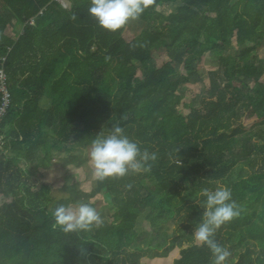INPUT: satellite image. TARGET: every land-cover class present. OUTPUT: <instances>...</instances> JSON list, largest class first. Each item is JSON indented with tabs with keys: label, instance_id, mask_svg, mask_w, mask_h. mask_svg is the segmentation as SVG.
<instances>
[{
	"label": "trees",
	"instance_id": "obj_1",
	"mask_svg": "<svg viewBox=\"0 0 264 264\" xmlns=\"http://www.w3.org/2000/svg\"><path fill=\"white\" fill-rule=\"evenodd\" d=\"M63 1L67 8L0 0V70L10 92L0 121V264H141L133 246L142 215L154 231L174 222L164 249H178L172 264H212L192 234L201 191L218 184L240 210L215 234L231 253L226 264H264V0H152L115 32L89 15L91 0ZM12 21L20 28L13 37ZM179 50L183 74L168 58ZM204 58L215 66L204 70V98L184 105L185 114L180 90ZM113 125L157 159L147 172L95 179L85 203L96 208L100 196L110 215L89 231L64 233L50 189L38 190L42 173L56 151L88 153ZM58 196L74 204L86 194Z\"/></svg>",
	"mask_w": 264,
	"mask_h": 264
},
{
	"label": "clouds",
	"instance_id": "obj_2",
	"mask_svg": "<svg viewBox=\"0 0 264 264\" xmlns=\"http://www.w3.org/2000/svg\"><path fill=\"white\" fill-rule=\"evenodd\" d=\"M151 3L152 0H91L88 12L101 28L115 32L130 20L138 19ZM88 159L96 181L103 182L147 172L157 156L147 149L142 151L123 127L113 125L107 134L100 132L91 141ZM200 195L204 198L203 212L193 231V239L210 250L212 264H226L231 253L216 241L215 234L221 226L240 215L239 207L232 198L231 189L225 185L205 188ZM53 218L64 233L89 231L102 224L96 208L85 202L58 205L53 210Z\"/></svg>",
	"mask_w": 264,
	"mask_h": 264
},
{
	"label": "rangeland",
	"instance_id": "obj_3",
	"mask_svg": "<svg viewBox=\"0 0 264 264\" xmlns=\"http://www.w3.org/2000/svg\"><path fill=\"white\" fill-rule=\"evenodd\" d=\"M175 8V5H172L170 9L168 10H173ZM14 22H11V27L8 29L7 33L10 36H14V32L18 33L20 31V28L14 27ZM134 26L133 24H129V30L125 33V38L130 39L132 35H130V31L135 33L133 30ZM14 29V31L12 30ZM262 58H264V49L260 52ZM169 60L172 61L174 67L178 71V73L183 74L184 69H183V59L184 55L180 54V50L176 52H171L168 56ZM215 66V63L213 61L208 60V58H204L203 63H202V70H200L199 73H192L191 74V85H188L184 89L182 88L180 90V93L183 96L182 103L180 105V110L184 112L185 114L188 113V111L183 107L184 105L187 106H193L197 107L200 103V101L204 98V94L206 91V71L210 69L211 66ZM206 70V71H204ZM251 127V126H249ZM264 128V126H263ZM82 151V150H81ZM80 150L76 152V156H78L77 160L75 161L76 163L74 164L76 167H78L80 164H82L85 160L88 159V153L87 151L85 154H83ZM86 156V157H85ZM84 158V159H83ZM88 162H90L88 160ZM91 165V164H90ZM89 166V164H88ZM240 169L245 170L244 166H239ZM77 169L73 166V169H71V172H68V176H73L72 181H70V184H72V188L80 193V183L76 184V182H80V178L77 173ZM247 169V168H246ZM89 171V173L87 172ZM85 171L87 177L86 180L83 183V185L90 184V182L93 179V169L92 167L89 166V170ZM247 171V170H245ZM80 175L83 173L79 170L78 171ZM92 173V174H91ZM65 177V176H63ZM68 177V178H70ZM75 181V184H73ZM59 184H61L59 182ZM92 184V183H91ZM67 188V187H66ZM70 188V187H69ZM68 188V189H69ZM87 189V188H85ZM91 202H93L96 206V210L101 216L102 221L110 215V207L107 206L102 198H96L93 199ZM66 204H72L70 202H67ZM52 206V204H50ZM165 226L162 228H159L157 230H152V227L150 226L149 222L145 220L144 216L142 215L138 221H137V226L136 229L139 232V237L137 238L133 249H136V247L139 248V250L142 252L143 258H142V263L141 264H172L173 260L177 258L178 256V249L170 250L168 255H164V249L169 246L171 243V239L173 236L174 232V222H170L169 224H164Z\"/></svg>",
	"mask_w": 264,
	"mask_h": 264
},
{
	"label": "crops",
	"instance_id": "obj_4",
	"mask_svg": "<svg viewBox=\"0 0 264 264\" xmlns=\"http://www.w3.org/2000/svg\"><path fill=\"white\" fill-rule=\"evenodd\" d=\"M62 6L64 8H67V3L63 0H58ZM16 33V32H14ZM130 35H132V37L130 39L126 38L127 40H131L134 36V33L130 31ZM126 37V36H125ZM47 103V101H43V104ZM83 154H85L86 150H82L81 151ZM77 154L74 153V156H71L69 151L67 150H63V151H56L54 153V161L52 164V167L48 170L42 173L43 177L40 179L39 185H38V190L40 189L41 186H45L47 188L50 189V202L49 205L52 204V208L53 210L61 204H66L67 202L72 203V200H64V199H58L56 197H60L58 196V194L60 193H68V192H74L73 190V186L72 184H70V181H72L73 176H68L67 173L71 172V169H73V166L77 169V173L78 176L80 178V182H76V184L80 183V189L81 192L85 193L86 196L81 200V202H86L89 201V195L90 193H92V182L95 180V177L93 176L92 181L90 182V184L87 185H83L82 182H84L86 180V177L88 173H86L84 166L88 165L91 167L90 162H88V160H85L82 164H80L78 167H76L74 164L76 162H74L77 158L76 156ZM86 157V156H85ZM71 159V161H70ZM84 159V158H83ZM74 162V163H71ZM85 164V165H84ZM81 171L83 174L80 175L78 171ZM89 175V174H88ZM65 176V177H63ZM70 177V178H68ZM59 182L61 184H59ZM75 184V181H73ZM67 187V188H66ZM70 187V188H69ZM69 188V189H68ZM87 188V189H85ZM100 197V196H99ZM58 199V200H57ZM73 204V203H72Z\"/></svg>",
	"mask_w": 264,
	"mask_h": 264
},
{
	"label": "built area",
	"instance_id": "obj_5",
	"mask_svg": "<svg viewBox=\"0 0 264 264\" xmlns=\"http://www.w3.org/2000/svg\"><path fill=\"white\" fill-rule=\"evenodd\" d=\"M2 62H5V58L1 59ZM0 89L2 92V98L0 103V121L6 115V112L10 105V92L8 91L7 86V76L3 70H0ZM3 141L0 139V150L2 149Z\"/></svg>",
	"mask_w": 264,
	"mask_h": 264
}]
</instances>
